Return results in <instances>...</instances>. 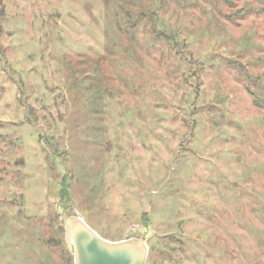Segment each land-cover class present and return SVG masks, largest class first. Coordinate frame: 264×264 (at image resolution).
<instances>
[{
    "label": "rangeland",
    "instance_id": "rangeland-1",
    "mask_svg": "<svg viewBox=\"0 0 264 264\" xmlns=\"http://www.w3.org/2000/svg\"><path fill=\"white\" fill-rule=\"evenodd\" d=\"M105 4L0 0V264H74L58 209L151 231L146 264H264V0Z\"/></svg>",
    "mask_w": 264,
    "mask_h": 264
},
{
    "label": "water",
    "instance_id": "water-1",
    "mask_svg": "<svg viewBox=\"0 0 264 264\" xmlns=\"http://www.w3.org/2000/svg\"><path fill=\"white\" fill-rule=\"evenodd\" d=\"M73 216L58 214L65 231V241L74 256V264H146L149 257L147 232L144 227H130L127 233L139 232V238H125L112 242L101 237L76 209Z\"/></svg>",
    "mask_w": 264,
    "mask_h": 264
},
{
    "label": "trees",
    "instance_id": "trees-1",
    "mask_svg": "<svg viewBox=\"0 0 264 264\" xmlns=\"http://www.w3.org/2000/svg\"><path fill=\"white\" fill-rule=\"evenodd\" d=\"M105 1V5L107 6L108 4H109V0H104ZM128 13V12H127ZM128 16H130L131 17V14H129L128 13ZM143 16V17H142ZM143 18H146V19H148V20H150L154 25H156V20H157V18H156V13L155 12H149L148 14L147 13H142V14H140V18H139V21L137 22V23H135V22H132V27H131V29L132 30H134V29H136L140 24H142V19ZM165 37H167L168 38V35H164ZM87 76H89V74L88 75H86V77ZM199 91V90H198ZM197 91V92H198ZM196 114V113H195ZM49 160V159H48ZM59 230L61 231V233L62 232H64V229H63V227L61 226L60 228H59ZM47 241H48V239H47ZM63 242V244L65 245V242L64 241H62ZM48 243L51 245V243H52V239L50 238L49 239V241H48ZM65 247V246H64ZM49 249V248H48ZM66 250V249H65ZM67 252V251H66ZM47 253V252H46ZM42 255H45L44 253H42V254H38V256L40 257V256H42ZM41 258V257H40Z\"/></svg>",
    "mask_w": 264,
    "mask_h": 264
}]
</instances>
